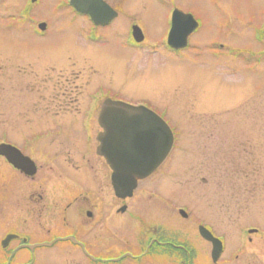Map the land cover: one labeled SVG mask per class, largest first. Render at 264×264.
Masks as SVG:
<instances>
[{
	"label": "flooded vegetation",
	"instance_id": "1",
	"mask_svg": "<svg viewBox=\"0 0 264 264\" xmlns=\"http://www.w3.org/2000/svg\"><path fill=\"white\" fill-rule=\"evenodd\" d=\"M233 1L212 0V10L229 11L230 16L225 20L222 14L216 16L223 38L204 43V22L192 8L200 0H93V13L87 10L90 0H81L80 11L70 0H57L54 8L50 3L44 6L46 0H26L22 5L0 0V14H11L19 29L36 38H46L59 23L70 26L73 37L84 45L70 46L63 55L41 63L86 67L84 78L91 74L85 81L93 88L85 102L72 97L73 91L76 95L84 91L76 86L65 95L56 96L52 89L49 101L40 104L27 79H40L42 66L17 70L19 85L31 96L19 110H25L23 115L33 113L32 124L38 129L18 138L7 131L0 135V264H264V198H249L260 190L255 185H241L243 192H232L228 199H216L213 189L204 201L196 198L195 184L189 189L190 184L181 183L186 201L176 203L175 192L167 193L170 189L164 183L143 182L157 180L154 177L163 171L167 158L147 179L137 181L131 194L122 196L113 182L112 167L98 152L99 137L110 120L102 111L112 107L105 101L121 99L101 82H92L107 62L99 59L95 47L113 50L117 43L121 50L135 52L120 59L135 66L142 67L149 58L157 59L159 67L164 55L176 57L179 63H199L206 54L216 75L215 61L229 58L244 64L246 72L255 67V74L264 76V20L250 34L239 0L234 2L235 12ZM175 11L181 13L183 28V45L177 49L168 43ZM185 16L192 28L186 38ZM247 32L257 44L253 53L241 37ZM249 55L254 57L252 66ZM73 75L64 77L68 86L81 77ZM124 102L158 113L159 107L146 100ZM158 114L165 118L167 111Z\"/></svg>",
	"mask_w": 264,
	"mask_h": 264
},
{
	"label": "rangeland",
	"instance_id": "2",
	"mask_svg": "<svg viewBox=\"0 0 264 264\" xmlns=\"http://www.w3.org/2000/svg\"><path fill=\"white\" fill-rule=\"evenodd\" d=\"M1 1L9 5H22L26 0ZM56 1L46 0L44 6L50 3V7L54 8ZM235 1L231 2L234 12ZM211 3L212 0H200L197 5L191 6L204 22L205 27L201 30L204 43L223 38L215 24L216 16L221 18L222 14L223 20L230 16L229 11L221 13L212 10ZM239 4L243 9L244 23L248 24L247 29L252 34L254 27L264 20V0H239ZM16 23L11 14H0V135L7 131L18 138L38 129L36 123L32 124L35 115L30 112L23 115L25 110H19L31 101V96L17 81L19 68L29 71L42 66L40 79L33 76L27 79L31 88H34L33 97H38L40 104L49 101L52 89L57 96L58 93L65 95L63 92L76 86L83 87L84 91L81 95L73 91L72 97L79 96L80 101L85 102L87 91L93 88L87 87L85 80L91 74L87 73L84 78L86 67L74 64L72 69H65L57 62L55 65L41 63L54 55H63L70 46L77 48L84 45L73 37L70 26L59 23L52 27L46 38H36L30 31L19 29ZM152 23H156V19L149 21V25ZM218 25L224 30L220 22ZM250 34L247 32L241 37L247 40V48L253 53L257 44L252 41ZM238 43L233 45L240 46ZM112 47L113 50L109 47L107 51L106 47H95L97 51L94 52L99 59L107 62L98 69L100 74L96 72L92 82H101L108 91L114 93L112 96L123 101L136 102L142 99L159 107L158 113L167 111L164 119L175 130L174 150L163 171L154 177L157 180L147 179L143 182L164 183L170 189L167 193L175 192L172 199L176 203L186 201V188L180 187L181 183L190 184L189 189L194 188L192 185L195 184L198 189L194 190L196 198L204 201L211 197L213 189L216 199H228L232 192H243L239 188L245 184L260 189L249 198L263 199L264 76L255 74L258 72L255 67L254 70L250 68L249 73L246 72L244 64L230 61L229 58L215 61L213 66L216 75L206 54L202 55L199 63L194 60L179 63L176 57L164 55L159 67L156 66L157 59L149 58L141 62L142 67L135 66L120 60L135 52H125L117 43ZM202 49H206V46H202ZM249 57L248 64L252 66L254 57ZM231 70L236 74H231ZM69 73H75L71 78L77 74L81 76L73 79L76 82L71 86L64 83V77L69 76ZM22 86H26V83ZM231 86L232 89H229ZM28 119L29 124L26 123ZM231 188L239 190H228Z\"/></svg>",
	"mask_w": 264,
	"mask_h": 264
},
{
	"label": "water",
	"instance_id": "3",
	"mask_svg": "<svg viewBox=\"0 0 264 264\" xmlns=\"http://www.w3.org/2000/svg\"><path fill=\"white\" fill-rule=\"evenodd\" d=\"M71 1L76 9L83 10L81 0ZM92 1L90 0L88 5L90 9H87L91 13L94 12ZM180 14L179 11L174 12L169 37L170 46L175 48L183 45ZM185 18L189 22L187 24V21H184L186 38L192 28L190 17ZM105 102L107 106L112 107H105L102 111L106 115L105 118L110 120L104 126L106 133L100 136L101 145L98 151L113 168V181L117 183V192L125 196L133 192L139 179L150 176L166 159L174 145V134L165 120L152 110L128 105L123 101Z\"/></svg>",
	"mask_w": 264,
	"mask_h": 264
}]
</instances>
